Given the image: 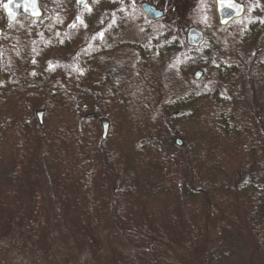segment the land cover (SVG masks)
Wrapping results in <instances>:
<instances>
[{"label":"trees","instance_id":"16d2710c","mask_svg":"<svg viewBox=\"0 0 264 264\" xmlns=\"http://www.w3.org/2000/svg\"><path fill=\"white\" fill-rule=\"evenodd\" d=\"M209 12L210 27L221 28L214 9ZM74 13L72 1L61 0L52 15L37 20L21 15L0 36V231L10 228L14 216L31 234H50L43 164L54 190L51 199L59 205L52 221L71 226L62 236L81 227L121 224L129 239L145 243L116 264H166L167 243L147 239L135 223L151 217L148 205L166 194L177 202L173 230L192 243L195 234L185 213L195 222L233 212L252 229L264 256V113L243 105L246 79L264 74V57L247 52L244 63L239 55L264 32V17L234 21L225 45L210 31L198 48L164 33L136 48L129 44L183 81L186 90L161 103L149 95L146 81L131 79L128 60L111 55L119 46L106 47L110 35L106 43L80 48L75 65L56 59L78 46L77 29L68 25ZM214 67L217 78L193 79L195 69ZM40 106L43 125L33 113ZM118 112L127 115L120 129ZM186 116L200 122V137L177 120ZM103 118L110 121L106 137ZM143 174H156L167 185L153 191L137 181ZM224 231L219 226L217 237ZM204 258L205 264L218 262V253L207 250Z\"/></svg>","mask_w":264,"mask_h":264},{"label":"rangeland","instance_id":"374dc122","mask_svg":"<svg viewBox=\"0 0 264 264\" xmlns=\"http://www.w3.org/2000/svg\"><path fill=\"white\" fill-rule=\"evenodd\" d=\"M0 0V28L5 30L6 17L2 10ZM103 1V0H102ZM96 1L76 10L71 16L68 25L75 24L78 46L69 50L66 54L56 58L70 64H77L78 50L87 45L101 40L105 42L108 35L107 46L119 47L113 50L111 55L129 61L131 67V79H142L147 82L149 95L157 102L166 103L173 100L179 92H183L184 83L176 77H172L166 66L151 65L152 60L144 57V53H136L129 44L137 46L143 44L153 34H168L178 37L186 43L187 30L190 27L202 31H210L218 44L225 45L234 33V28H211L212 16L209 9H213V0H168V7L165 17L162 20H145L149 23L144 26V19L129 17L125 5L120 0ZM144 1V0H142ZM153 3L156 0H149ZM247 5L246 17L263 18L264 0H240ZM44 15H52L54 7L61 0H40ZM159 3V2H157ZM160 4V3H159ZM141 12V11H140ZM37 20V19H36ZM83 21V24L80 21ZM86 25V26H85ZM212 29V30H211ZM4 32V31H3ZM102 34V35H101ZM106 43V42H105ZM128 44V45H127ZM132 50V51H130ZM182 50L178 51L180 53ZM258 51V60L264 57V32L255 39L250 48H241L239 55L244 63L248 60L247 52L250 54ZM143 64V69L140 65ZM197 70V69H195ZM193 71V73L195 72ZM203 70V69H202ZM219 70V69H218ZM204 71L206 81L217 78V68ZM246 101L244 107L249 110L257 109L264 113V74L259 72L255 80L248 78L245 82ZM42 106L33 113L42 110ZM104 114H108L103 110ZM178 114H182L181 112ZM105 115V116H106ZM125 112H118L116 127L124 128ZM194 116H186L177 120L184 122L185 128H189L194 135H202L203 129L200 122ZM108 120L109 128L110 121ZM102 120L100 122H102ZM45 121V116H44ZM188 129V130H189ZM132 142L127 141V149H132ZM183 146V143L180 144ZM42 191L49 206V233L45 238L31 234L25 224L18 221V217H12L8 222L10 228L0 231V264H116L118 257L130 258L137 251L138 247H146L136 239H129L121 232L124 226L118 224L114 227L99 225L89 226L73 230L67 237L62 236L61 230L71 228L66 220L53 222L54 210L59 208L57 202L51 197L54 194L48 169L42 164L41 167ZM122 181V177L119 182ZM137 181L145 184L153 191L163 190L167 185L156 174H143L137 177ZM160 197V198H159ZM158 201H152L148 208L154 212L148 219H141L135 223L141 224L147 231V239L161 238L167 243L166 256H163L166 264H205V252L207 250L218 253V262L211 264H264V256L257 245L256 237L252 229L233 212L208 221L207 218H197L192 222L187 213L185 217L193 228L195 242L192 243L184 234L174 231L173 217L177 207L174 194L159 196ZM173 198V199H172ZM24 208V204L20 205ZM8 215V212H6ZM223 226L225 231L220 238L216 235V229ZM145 233V232H141ZM197 236V238H196ZM215 247H218L215 249Z\"/></svg>","mask_w":264,"mask_h":264},{"label":"water","instance_id":"95a60500","mask_svg":"<svg viewBox=\"0 0 264 264\" xmlns=\"http://www.w3.org/2000/svg\"><path fill=\"white\" fill-rule=\"evenodd\" d=\"M215 2V11L218 18V24L221 27H226L231 24L233 21L241 19L246 14V5L240 0H214ZM8 3V0H5L2 3V9L4 15L6 17L5 25L7 28L12 27L18 20L19 16L22 14L31 19H41L44 15V11L41 7L40 0H35L36 10L39 12V15H33L31 9V0H15V3L9 4V8L12 10L13 15H9L8 9H6L3 5ZM87 0H84V3H80L79 0H76V5L79 9H83L86 5ZM28 5V10L26 11L23 6L17 7V5ZM228 5H232L229 7ZM148 13L154 17H160L162 15L161 12L151 9L149 7H145ZM3 34V30L0 28V36ZM187 44L190 47L198 48L205 40V34L202 30H199L195 27H190L187 30ZM204 75V71L202 69H197L193 73V79L195 81H200ZM44 110H39L36 112V116L39 120L40 125L44 124ZM102 128H103V136L106 137L109 130V122L108 120H102ZM177 144H182L180 139L177 140Z\"/></svg>","mask_w":264,"mask_h":264},{"label":"flooded vegetation","instance_id":"af4514ba","mask_svg":"<svg viewBox=\"0 0 264 264\" xmlns=\"http://www.w3.org/2000/svg\"><path fill=\"white\" fill-rule=\"evenodd\" d=\"M72 1V3H73V8L75 9V12H76V10H79V7L76 5V0H71ZM96 1L97 0H87V3H86V5L85 6H87V5H89V4H91V3H96ZM98 1H102V0H98ZM105 1H107V2H109V3H111V1L110 0H103L102 2H105ZM157 2H159V3H157V2H155V3H153V2H151V1H149V0H144V1H142V0H135V3L133 2V0H120L119 2L122 4V5H125V9H126V13H127V15L129 16V17H134V18H139V19H144L145 20V18H148V19H150V20H152V21H158V20H162L164 17H165V11H166V9H167V7H168V5H167V3H168V0H156ZM3 3V2H2ZM40 4H41V2H40ZM213 9H214V12H215V14H216V11H215V2H214V0H213ZM245 4V3H244ZM246 5V4H245ZM145 7H149V8H151V9H155V10H157V11H159V12H161L162 13V15H160V17H157V18H154V17H152L149 13H148V11L145 9ZM246 9H247V5H246ZM3 10V9H2ZM210 10V9H209ZM208 10V11H209ZM44 11V10H43ZM141 11V12H140ZM4 13V12H3ZM22 15V14H21ZM216 18H217V15H216ZM146 21V20H145ZM234 22V21H233ZM233 22L231 23V24H229L228 26H226V27H223V29H225V28H228V27H230L232 24H233ZM146 23H148L147 21H146ZM217 23H218V18H217ZM149 24V23H148ZM6 28V27H5ZM222 28V27H221ZM198 29V28H197ZM4 31V30H3ZM204 32V34H205V37H206V32L205 31H203Z\"/></svg>","mask_w":264,"mask_h":264},{"label":"snow or ice","instance_id":"6c2138e0","mask_svg":"<svg viewBox=\"0 0 264 264\" xmlns=\"http://www.w3.org/2000/svg\"><path fill=\"white\" fill-rule=\"evenodd\" d=\"M79 2L80 3H84V0H79ZM133 2L135 3V0H133ZM12 3H15V0H8V3L3 5L6 9H8L9 15H13L12 10L9 8V4H12ZM21 6H23L26 11L28 10V5L27 4H25V5H19L18 4L17 5V7H21ZM228 6L232 7V5H228ZM31 9H32L33 15H39V12L36 10L35 0H31ZM80 23L83 24V21L81 20ZM75 26H76L75 24L72 25V27H75ZM33 75H35V73H33Z\"/></svg>","mask_w":264,"mask_h":264}]
</instances>
